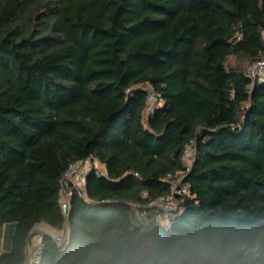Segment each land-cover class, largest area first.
Returning <instances> with one entry per match:
<instances>
[{
    "label": "trees",
    "instance_id": "obj_1",
    "mask_svg": "<svg viewBox=\"0 0 264 264\" xmlns=\"http://www.w3.org/2000/svg\"><path fill=\"white\" fill-rule=\"evenodd\" d=\"M232 56L264 59V0H0V264L40 224L66 234L38 264H264V75ZM170 173L189 193L143 224Z\"/></svg>",
    "mask_w": 264,
    "mask_h": 264
},
{
    "label": "built area",
    "instance_id": "obj_2",
    "mask_svg": "<svg viewBox=\"0 0 264 264\" xmlns=\"http://www.w3.org/2000/svg\"><path fill=\"white\" fill-rule=\"evenodd\" d=\"M248 74L254 80L261 78L264 75V59L259 58L250 62L248 69ZM159 98L156 92L152 89L148 92V105L147 110H152L154 106L158 103ZM195 143L192 141L184 149L182 159L187 166L192 164L195 158ZM190 163V165H188ZM99 162L93 160L91 157L86 159H81L72 163L68 169L63 173L61 179V208L65 216L68 215L70 211V197L73 190L80 189L84 194H86V177L90 170L93 168L98 170ZM166 179L170 182V193L161 196L147 204V208L150 212L143 208H136L135 215L137 219L143 224H148L151 221H158L163 223H169L170 219L173 217L175 212L179 208V203L177 197L189 193V187L183 182L182 174H168ZM65 230L54 234L55 240L58 244H61L65 238ZM43 237L42 234L36 233L30 240L27 248V259L22 264H38L40 260V254L43 249ZM3 240V238H2Z\"/></svg>",
    "mask_w": 264,
    "mask_h": 264
},
{
    "label": "rangeland",
    "instance_id": "obj_3",
    "mask_svg": "<svg viewBox=\"0 0 264 264\" xmlns=\"http://www.w3.org/2000/svg\"><path fill=\"white\" fill-rule=\"evenodd\" d=\"M231 59H229V63L231 64V65H233V66H239V67H242V68H244L245 70L246 69H248V66H249V64H250V62L252 63V61L253 60H237L236 58H234L233 56L232 57H230ZM146 116H147V113H146ZM188 165H190V163H188ZM98 170L99 171H102V172H104L105 171V168H104V166L102 165V164H100L99 163V165H98ZM40 227L39 228H36L35 230H36V232H35V234L36 233H39V232H41V230H43V228L45 227L44 225H39ZM61 230H57L54 234H56V233H58V232H60Z\"/></svg>",
    "mask_w": 264,
    "mask_h": 264
},
{
    "label": "crops",
    "instance_id": "obj_4",
    "mask_svg": "<svg viewBox=\"0 0 264 264\" xmlns=\"http://www.w3.org/2000/svg\"><path fill=\"white\" fill-rule=\"evenodd\" d=\"M40 225H44L45 227L43 228V230H41V232H43V231H48V232H51V233H55L57 230H56V228H52V227H50V226H48V225H46V224H40ZM40 226H38L37 228H39ZM41 228V227H40ZM10 233H11V228L10 227H8L7 228V230H6V234H5V238L2 240V235H1V237H0V248H9L10 247V243H11V241H10ZM4 243H5V245H4Z\"/></svg>",
    "mask_w": 264,
    "mask_h": 264
},
{
    "label": "water",
    "instance_id": "obj_5",
    "mask_svg": "<svg viewBox=\"0 0 264 264\" xmlns=\"http://www.w3.org/2000/svg\"><path fill=\"white\" fill-rule=\"evenodd\" d=\"M30 240H31V236L28 238V244H29Z\"/></svg>",
    "mask_w": 264,
    "mask_h": 264
}]
</instances>
